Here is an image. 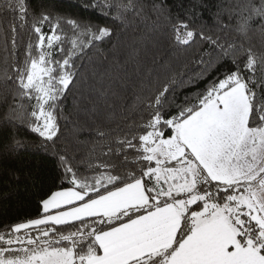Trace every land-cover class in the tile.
<instances>
[{
    "label": "snow or ice",
    "instance_id": "1",
    "mask_svg": "<svg viewBox=\"0 0 264 264\" xmlns=\"http://www.w3.org/2000/svg\"><path fill=\"white\" fill-rule=\"evenodd\" d=\"M0 181V264H264V0H2Z\"/></svg>",
    "mask_w": 264,
    "mask_h": 264
},
{
    "label": "trees",
    "instance_id": "2",
    "mask_svg": "<svg viewBox=\"0 0 264 264\" xmlns=\"http://www.w3.org/2000/svg\"><path fill=\"white\" fill-rule=\"evenodd\" d=\"M2 2V0H0ZM66 6L72 5L76 2V0H63ZM209 2L213 5H219L227 8L230 4L234 3L235 0H209ZM10 17H3V21L5 25L8 23ZM73 104V100L70 97L67 101V105L69 109ZM61 126L64 128V122L61 121ZM71 128V124L68 125V128H64L66 137L70 138L71 133L69 129ZM9 189L4 187V182L0 181V193L8 192ZM36 214V206L34 201H29L23 196H17L15 194L11 195L9 199L2 200L0 199V222H13L16 219H23L25 217L34 216Z\"/></svg>",
    "mask_w": 264,
    "mask_h": 264
}]
</instances>
